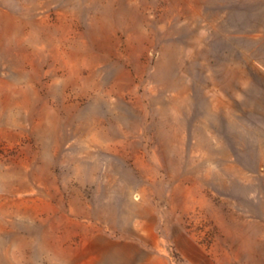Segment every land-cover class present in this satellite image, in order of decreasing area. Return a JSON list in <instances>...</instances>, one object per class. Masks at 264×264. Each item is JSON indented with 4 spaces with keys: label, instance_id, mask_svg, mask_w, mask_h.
I'll return each mask as SVG.
<instances>
[{
    "label": "rangeland",
    "instance_id": "374dc122",
    "mask_svg": "<svg viewBox=\"0 0 264 264\" xmlns=\"http://www.w3.org/2000/svg\"><path fill=\"white\" fill-rule=\"evenodd\" d=\"M0 264H264V0H0Z\"/></svg>",
    "mask_w": 264,
    "mask_h": 264
}]
</instances>
